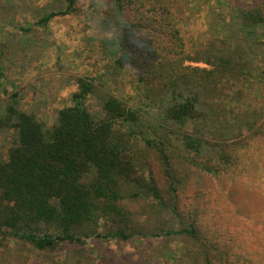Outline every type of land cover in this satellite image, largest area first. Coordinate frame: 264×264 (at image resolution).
<instances>
[{
	"label": "trees",
	"instance_id": "16d2710c",
	"mask_svg": "<svg viewBox=\"0 0 264 264\" xmlns=\"http://www.w3.org/2000/svg\"><path fill=\"white\" fill-rule=\"evenodd\" d=\"M33 13L24 39L76 18L102 64L72 78L52 117L16 94L0 107V264H106L89 241L159 238L186 240L189 264H264V244L212 193L182 196L176 166L221 178L255 155L234 147L264 137V0H51ZM182 21L201 22L192 43ZM11 43L0 41V93ZM143 199L151 209L136 215L120 204Z\"/></svg>",
	"mask_w": 264,
	"mask_h": 264
},
{
	"label": "rangeland",
	"instance_id": "374dc122",
	"mask_svg": "<svg viewBox=\"0 0 264 264\" xmlns=\"http://www.w3.org/2000/svg\"><path fill=\"white\" fill-rule=\"evenodd\" d=\"M50 2L51 0H0V26L6 22L3 32L0 33V41L10 38L14 43V46L5 50L1 61L4 72L0 93L1 108L5 106L10 95L16 94L21 108L34 109L40 114L48 112L52 117L55 111L69 104L71 94L76 91L77 87L73 84L72 78L94 74L101 68L102 59L95 57L86 49L83 42L84 32L76 18L59 17L47 30L36 29L30 38L22 37L20 27L33 25L36 15L33 11L48 6ZM200 27L201 22L194 26L188 25L185 21L181 22L187 43H192L191 37L197 35ZM97 63L100 65L96 66ZM131 94V90L125 89V97ZM93 100L95 103L93 101L90 106L95 108L99 99ZM38 104H41L40 108ZM7 143L6 136L1 134L0 152L5 150ZM251 144L247 149L234 147L236 156L239 152L242 154L250 152L255 155H252L251 160L244 158L236 167L231 168L228 175L221 178L202 174L187 160L178 162L180 161L178 159L176 166L186 176L181 189L183 197L199 190L212 193L237 222L253 231L264 244V137ZM254 158L261 162L257 163ZM154 174L163 188L161 190L165 192V180L156 165ZM150 202L143 199L136 203L138 205L127 201H121L120 204L136 215L142 210H150ZM135 219L141 222L140 218ZM100 226L98 235L101 236L104 233L102 221ZM89 244L107 255L106 264H178L181 250L191 249L183 238L171 241L159 238L133 243L115 241L101 243L91 240ZM10 250L18 252L19 248L12 243ZM180 262L189 264L185 260ZM30 264L40 262L31 255Z\"/></svg>",
	"mask_w": 264,
	"mask_h": 264
}]
</instances>
